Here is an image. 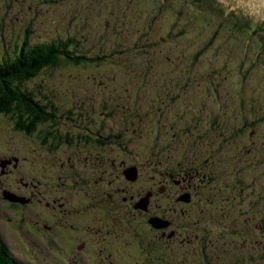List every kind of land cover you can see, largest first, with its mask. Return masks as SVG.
<instances>
[{
  "label": "flooded vegetation",
  "instance_id": "1",
  "mask_svg": "<svg viewBox=\"0 0 264 264\" xmlns=\"http://www.w3.org/2000/svg\"><path fill=\"white\" fill-rule=\"evenodd\" d=\"M192 70H178L185 79L159 85L149 102L137 94L127 110L94 89L70 103L18 85L36 107L13 104L9 115L15 136L0 152V215L14 217L4 216L6 224L31 258L264 264V180L253 160L234 153L245 132L237 122L252 140L259 135L251 130L260 132L248 123L250 109L235 112L234 87L200 83L195 95Z\"/></svg>",
  "mask_w": 264,
  "mask_h": 264
},
{
  "label": "rangeland",
  "instance_id": "2",
  "mask_svg": "<svg viewBox=\"0 0 264 264\" xmlns=\"http://www.w3.org/2000/svg\"><path fill=\"white\" fill-rule=\"evenodd\" d=\"M23 37L32 46L67 47L69 62L23 87L70 103L73 95L86 97L94 89L99 100L111 95L116 107L127 110L137 94L149 102L159 85L185 79L177 71L187 67L193 68L187 79L195 95L203 93L200 83L234 87L235 112L250 109L248 123L261 133L252 129L259 135L252 140L245 123L237 122L245 132L234 153L253 160L254 176L264 180V0H0V62L14 56ZM131 84L148 87L135 91ZM192 101L194 106L199 98ZM9 115L0 114V152L15 136ZM4 216L14 217L8 211L0 215L9 258L44 264L21 248Z\"/></svg>",
  "mask_w": 264,
  "mask_h": 264
},
{
  "label": "trees",
  "instance_id": "3",
  "mask_svg": "<svg viewBox=\"0 0 264 264\" xmlns=\"http://www.w3.org/2000/svg\"><path fill=\"white\" fill-rule=\"evenodd\" d=\"M22 39L21 41H23ZM28 42L24 40L23 43H20V50H18V47H14L12 58L8 56L1 59L0 113L10 114L13 104L21 109L35 108L36 103L33 96H31L32 94L23 91L18 85L35 78L45 68H57L69 62V52L65 46H62V48L53 45L41 47L39 45L32 46ZM18 51L20 53L15 57V52ZM33 128H35L34 123L31 125V129ZM0 264H19L9 258V252L1 244Z\"/></svg>",
  "mask_w": 264,
  "mask_h": 264
},
{
  "label": "bare ground",
  "instance_id": "4",
  "mask_svg": "<svg viewBox=\"0 0 264 264\" xmlns=\"http://www.w3.org/2000/svg\"><path fill=\"white\" fill-rule=\"evenodd\" d=\"M46 51V50H45Z\"/></svg>",
  "mask_w": 264,
  "mask_h": 264
}]
</instances>
